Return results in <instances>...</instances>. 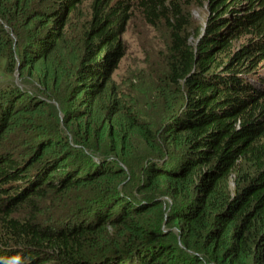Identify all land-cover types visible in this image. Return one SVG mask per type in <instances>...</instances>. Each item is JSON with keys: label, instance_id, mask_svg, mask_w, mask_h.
Here are the masks:
<instances>
[{"label": "trees", "instance_id": "trees-1", "mask_svg": "<svg viewBox=\"0 0 264 264\" xmlns=\"http://www.w3.org/2000/svg\"><path fill=\"white\" fill-rule=\"evenodd\" d=\"M0 264H264V0H0Z\"/></svg>", "mask_w": 264, "mask_h": 264}, {"label": "rangeland", "instance_id": "rangeland-1", "mask_svg": "<svg viewBox=\"0 0 264 264\" xmlns=\"http://www.w3.org/2000/svg\"><path fill=\"white\" fill-rule=\"evenodd\" d=\"M84 12H86V8H84ZM192 14L194 24L198 26L199 37L192 38L191 43L197 45L200 37L207 29L209 10L207 7L196 6L193 7ZM77 22L78 19L71 23L72 30H74ZM120 40L126 53L114 75L113 86L118 90L125 89L128 91L129 87L136 81L139 82L141 80L145 85L151 73L149 70L158 64L157 52L163 46L164 37L137 19L128 24L126 31L120 35ZM16 82L22 88L25 86L21 82L19 73H17ZM48 113H50L49 110L45 109L41 112V115H47ZM15 123L22 127L20 120H15ZM13 142L11 145L14 146L15 153L20 156L25 152L24 140L15 139ZM230 186H236L235 179L231 178Z\"/></svg>", "mask_w": 264, "mask_h": 264}, {"label": "clouds", "instance_id": "clouds-1", "mask_svg": "<svg viewBox=\"0 0 264 264\" xmlns=\"http://www.w3.org/2000/svg\"><path fill=\"white\" fill-rule=\"evenodd\" d=\"M254 84L258 85L260 83V74L259 72L253 76Z\"/></svg>", "mask_w": 264, "mask_h": 264}]
</instances>
